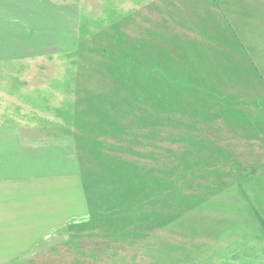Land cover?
Listing matches in <instances>:
<instances>
[{
  "label": "crops",
  "instance_id": "crops-1",
  "mask_svg": "<svg viewBox=\"0 0 264 264\" xmlns=\"http://www.w3.org/2000/svg\"><path fill=\"white\" fill-rule=\"evenodd\" d=\"M181 1L184 8L180 19L173 15L161 22L164 72L166 68L177 74L176 79L195 84L180 89V96L193 97L197 127L201 124L212 131L222 126L241 133V137H259V130L264 129L261 126L256 131L261 123L258 116H251L246 128L241 126L243 120L231 122L228 107L231 103L241 110L238 102L256 104L259 111L264 107V47H250L244 30L248 23L243 19L252 15L251 11L248 15L239 13L242 18L236 28L233 16L228 14L235 0ZM40 2L45 10H36ZM38 4L34 9L24 6L22 15L19 7L8 9L6 23L1 14L4 0H0V264H34L33 258L52 246L47 244L49 240L89 227L92 207L81 152L92 159V146L105 145L113 159L122 154L111 152L112 146L121 143L122 135L114 123L108 124L114 116L109 114L117 111L112 101L122 93L120 75L116 78V71L110 72L104 80V73L98 74V79L85 76L89 72H74L76 56L83 46L78 38L80 27L75 25V8L60 5L58 0H38ZM54 9L57 16L60 13L64 18L56 17L54 28L44 29L45 43L38 44L37 14L52 17ZM168 20L191 35L177 34ZM44 24L48 25L46 21ZM151 32L154 42L151 46L149 40L148 54L160 42L158 33ZM12 65L20 66L23 72L14 73ZM57 66H65L66 71H47ZM38 94L45 100H38ZM249 110L256 112L255 107ZM114 136H121L117 137L120 140H108ZM190 144L214 143L204 137ZM213 151L214 148L204 151L209 152L204 154L209 156L206 159H212ZM242 170L229 169L232 182L224 191L127 246L129 256L143 247L151 264L263 261L264 247L260 244L264 246V233L256 213L264 217V169L250 175ZM100 189L103 191V186ZM101 235L104 234H98V238L104 241ZM124 257L116 253L107 259L106 255L103 264Z\"/></svg>",
  "mask_w": 264,
  "mask_h": 264
},
{
  "label": "rangeland",
  "instance_id": "rangeland-1",
  "mask_svg": "<svg viewBox=\"0 0 264 264\" xmlns=\"http://www.w3.org/2000/svg\"><path fill=\"white\" fill-rule=\"evenodd\" d=\"M221 1L226 2L225 0H220V2ZM230 1L231 0H229V2ZM58 2L60 5L67 4L71 9L75 8L77 21L75 25L78 28L80 27V35L78 38L81 37L83 46L79 49V53L76 56V65L72 68L74 72H89L85 76H93L98 79L103 76L102 78L105 80V75H107L108 78V74L114 71L113 65H115L119 70L118 73L117 69H115L117 76L120 75L122 81L126 80L127 77L131 78L137 76L133 84L126 85L124 83L122 92L124 96L128 97L130 100H134V95L136 99L138 95H140L143 101L141 103L140 100V111H133V117L128 118V121L124 119L123 122L128 127L131 122L133 126L138 124L139 131L133 132H137L139 139H132L129 136H114L108 138V140L117 141V137H121V140L125 139L126 149L130 147L134 152L145 155L148 154L150 156L153 155L156 158L141 159L133 155L125 154V150L122 151V154H118L122 160L142 169L159 168V170H161L160 174L152 178L156 179L159 177L158 179L164 181V183L161 184V188L166 192L169 191L171 195L182 196L192 194L194 190L190 184L194 182L196 187L194 184L193 186L196 190L201 192L200 194L203 195L202 197L204 200L210 199L212 196L224 191L225 187L230 186V182L232 181L228 177L229 169L237 171V169L240 168V170L243 169V174L248 175L264 169V130H259L261 126L264 129V107L259 106L261 110L259 111L256 104H241L238 102L239 106L242 105L241 110H239L231 103L229 104L231 122L238 123V119H240L243 120L241 126H244L245 123L249 125L248 119L251 116L259 117L261 123H258L256 131L259 130L261 134L259 137L255 135L254 137L246 138L241 137V133L236 134V132L222 126L212 131L202 127L201 124L200 127H197L195 121L196 115L192 113L190 109H186L184 101L183 104L181 103L180 107H175V99L168 98L172 104H167V106L164 107L163 98L158 99V97H156L158 96L157 91L160 90L164 91V95L167 97L176 96L181 99L180 89L184 87L191 88L195 85L186 80L176 79V77H174L175 72H162V78L161 75L157 74L159 67L149 66L147 68V63L145 67L142 66L146 61H148V63L152 62L151 59L147 60L150 54L158 57L156 58L157 61H162L161 22L173 15H175L178 20L180 19L179 17L183 15L181 10L184 8V3L181 0H58ZM35 3L38 4V0H4V5L1 6V14L4 16V20L7 23L10 16L8 9L13 11L19 7L20 15H22L24 6L26 9L31 7L34 9ZM43 5L44 3L40 2L36 10H45ZM234 6L231 10L232 13L228 11V14L233 16L232 18L234 19L236 28L240 27L238 21L242 18L239 13L248 15L247 12L251 11L249 14H252L243 19L248 23L244 25V30L248 37L246 43H248L250 47L252 45L257 46V48H259V46L264 47V0H235ZM69 11L71 12V10ZM40 14V12L37 14L38 29L40 30V33L36 35L38 44L45 43L46 34L44 29L54 28L56 17L59 19L64 18L60 13L57 16L55 9L52 11V17H47L45 15L39 16ZM50 20L51 24L49 25ZM44 21H46L48 25H45ZM23 22L24 19L21 17V23L23 24ZM167 22H169V20ZM169 23L170 28L176 31L177 34L191 35L188 30L181 28L173 20H170ZM153 30L158 33L157 37L160 38L158 39L155 37V41L158 39L160 42H158V46L151 48L148 54V42L149 40L151 41V46L154 42L153 33L151 32ZM148 31L151 32V39H148ZM67 46L68 48L71 46L69 41L67 42ZM121 46L130 47L129 50L133 49L136 51L135 55L130 57L122 52H113L119 51ZM19 67L20 66L12 65L11 71L14 73L23 72L22 68ZM7 68H9V66H7ZM67 68H69L70 72V65L67 66ZM59 70L65 72L66 67L61 66L60 68V66H57L55 69L52 67L47 68L49 73H58ZM38 71L42 72L44 70L40 69ZM101 73L104 74L101 75ZM98 74L101 76L99 77ZM139 77L142 79H139ZM152 78L154 81L151 82ZM130 80L131 79H129V81ZM99 81L102 85H105L103 80ZM148 84L149 91L147 93L146 88ZM94 85H96V83ZM117 88L119 92L120 88ZM38 100L44 101L45 98L41 94H38ZM236 100L239 101L238 99ZM135 101L137 103V100ZM254 107L256 108V112L249 110ZM239 125L240 124H238V126ZM254 126L257 127L256 125ZM244 127L247 128L249 126ZM148 134L152 137H148ZM143 135H145L146 138H144ZM204 137L211 140L214 143L213 146L208 145L200 149V146L190 144L195 138L204 139ZM201 142L202 140L200 143ZM209 148H214V150L222 149L228 152L227 156L230 160L228 162H214L211 161V159H206L209 156H204V154H209V152L204 153V151ZM81 156L84 180L90 190L91 188L92 190H96V187L99 186L101 182V185L105 186V179H112L111 174L103 169L98 160L88 159V155L83 154V152H81ZM111 156L114 155L111 154ZM210 156L213 155L211 154ZM234 158L237 160H233ZM162 172L164 175H162ZM104 175L106 178H102ZM99 180H101L100 183L98 182ZM160 180H157V182ZM184 180L187 181L185 182L186 184H182ZM167 181H169L168 187L165 186ZM179 184V187L176 186ZM160 193V190H155L153 194L157 196L160 195ZM190 199L189 197L188 201ZM150 206L149 208H153V206ZM257 214L258 213H256V217L258 218ZM260 217L264 221V217ZM258 224L264 233V228L261 223L258 222ZM96 227V224L90 225L85 230L81 227L80 231L76 232L74 235L71 234L67 236L66 234H58L57 236L60 237V239L49 240L47 244L52 246L46 251L38 253V256L33 258L35 260L34 264H103L106 255L107 259H110L116 253H123L125 257L122 260L112 259L113 263L111 264H151L143 247H139V249L135 251L134 256L131 257L129 256L130 250L127 248L130 244H118L116 243L117 241L111 242L105 235H101L104 240L101 241L98 238V234H103V232H98V230L95 229ZM128 240H130V238H127V241ZM131 244H133V242ZM260 247L262 248L264 246L260 244ZM131 249L136 250L137 247H132ZM262 258L264 259L263 256ZM131 259L132 263L130 261ZM262 263H264V260L262 261L261 259L259 264ZM251 264L254 263L252 262Z\"/></svg>",
  "mask_w": 264,
  "mask_h": 264
},
{
  "label": "trees",
  "instance_id": "trees-1",
  "mask_svg": "<svg viewBox=\"0 0 264 264\" xmlns=\"http://www.w3.org/2000/svg\"><path fill=\"white\" fill-rule=\"evenodd\" d=\"M129 48L130 47L127 46H123V47L121 46L120 49L118 48L119 49L118 52L125 53L126 55L132 57L135 55L136 51H134L133 49L129 50ZM162 55H163V51H162ZM152 57H155V55H151V54L148 55L147 60L149 59L152 60ZM156 58L158 57H155L154 61L152 60V62L149 63L148 61L144 62L142 66L145 67L147 63V68L149 66L159 67V71L157 74L161 75V77L163 78V74H162V72H164V68L162 65L163 63L162 61L161 62L159 60L157 61ZM165 70L166 72H168L166 68ZM115 71L116 70L112 72ZM176 75L175 77H177ZM115 77L117 78V75H115ZM136 77L137 76L131 77L130 81L128 79L122 81V83L120 84L121 87L124 86V83L126 85L133 84L135 82ZM139 79L142 78L139 77ZM152 81H154L153 78L151 82ZM146 91L148 93L149 84L146 88ZM157 92H158V96L156 97H158V99L163 98L164 100L165 98L166 100L164 107H166L167 104H172V102L169 101L168 98L175 99V107H180L181 103L183 104L184 101L186 109H190L192 113H194L195 108L192 102L194 100L193 97L188 98L186 96H182L180 99L179 97L176 96L167 97L166 95H164V91L158 90ZM133 98L134 100H130L128 97H125L124 93L122 92L121 95L116 96L113 99L112 104L115 105L117 111L115 112V114H109V116H113V115L114 116L112 119H108V121L110 120L108 124L114 123L116 125L117 132L119 130L120 131L119 133L122 135V137L129 136L132 139H139L137 132L136 133L133 132V131H139L138 124H135L133 126V123L131 122L128 127L125 123H123L124 119L128 121V118L133 117V111L135 112L140 111V104L143 102L142 99L140 98V95H138L137 99L135 98V95ZM110 100L111 99H109L108 102ZM135 100H137V103ZM109 133L110 132H108V134ZM149 134L148 137L151 136ZM143 137L146 138L145 135H143ZM124 140L125 139H122L121 143L117 144V146H112L114 149L112 148L111 152L121 153L122 151L126 150L124 152L125 154L133 155L141 159H152L153 157L156 158L153 155L150 156L148 154L145 155L139 152H134L132 151V149H130V147L129 149H126ZM197 146H200L199 147L200 149H202L203 147H207L202 144L201 145L198 144ZM107 150L108 147L105 145H94L92 146V153H90L91 154L90 156L93 157L92 159L98 160L101 166L103 167V169L111 174L112 179H108V178L105 179L106 182L105 185L107 186L106 188H108L107 193L104 192L105 188L103 185H101L102 184L101 180L98 181L99 183L101 182V184H99V186L96 187V190L95 189L92 190V188L90 190L89 186L87 185H86V189L88 195H90V201L92 207L91 225L96 224L97 227L95 229L103 232V234L106 236L107 239H109V241L111 242L117 241L116 243L125 244V245L131 244L132 242H135L145 237L148 233L153 232L154 230H157L158 228L164 226L168 222L174 220L178 215L183 213L185 210L192 209L196 204L204 200V198L202 197L203 195L200 194L201 192L199 190H196L195 188L196 186L194 182H191L190 184V186H192L194 190L192 194L182 195V196L179 195L180 196L179 198V196L171 195L169 191L166 192L161 188L162 187L161 184L164 183V181L158 179L159 177H157L156 179L152 178L153 176L155 175L157 176L158 174H160L161 170H159V168L142 169L138 166L132 165L130 163H126V161L122 160L121 158L113 159V157L107 154L108 152H110ZM209 150L210 148L206 151ZM103 152L106 155H104ZM214 152L215 154H212L213 156H211L212 157L211 161L228 162L230 160L229 157L227 156L228 152H225L222 149H220L218 152L214 150L212 153ZM220 159H224V160H220ZM217 165H224V164H217ZM162 175H164V173ZM102 178H106V176L104 175L102 176ZM157 180L160 181L157 182ZM185 182L187 181L184 180L182 184H184ZM193 184L195 187L193 186ZM102 186H103V191L102 189H100ZM165 186L166 187L169 186V181L165 183ZM176 186L179 187L180 184ZM155 190H160L161 191L160 195L157 196L154 195L153 193ZM189 197L191 199L188 201ZM150 205L153 206V208H149ZM257 216L259 222L264 228V221L258 214ZM127 238H130V240L127 241Z\"/></svg>",
  "mask_w": 264,
  "mask_h": 264
}]
</instances>
